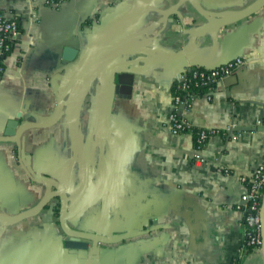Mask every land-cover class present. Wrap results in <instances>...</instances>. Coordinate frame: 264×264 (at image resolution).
<instances>
[{"label":"crops","instance_id":"0c3cea01","mask_svg":"<svg viewBox=\"0 0 264 264\" xmlns=\"http://www.w3.org/2000/svg\"><path fill=\"white\" fill-rule=\"evenodd\" d=\"M178 1L62 0L51 8L0 0L5 17L19 21L0 74V136L9 121L19 128L52 114L69 74L65 49L83 53L106 27L107 35L119 31L114 47L122 50L77 106L71 91L55 125L29 130L20 150L0 142V216L30 209L45 193L25 165L68 191L67 225L99 239L96 250L80 240L87 249L71 252L58 217L44 211L0 222V264H264L260 251L244 254L236 209L239 179L264 165V7L203 31L206 20L188 2L165 20ZM198 1L222 12L255 0ZM235 58L245 65L175 108L173 88L189 69ZM171 113L230 134L209 139L196 162L192 136L163 126Z\"/></svg>","mask_w":264,"mask_h":264},{"label":"water","instance_id":"95a60500","mask_svg":"<svg viewBox=\"0 0 264 264\" xmlns=\"http://www.w3.org/2000/svg\"><path fill=\"white\" fill-rule=\"evenodd\" d=\"M186 2L190 3L196 13L206 20L207 23L202 27L203 31L219 29L227 25L235 24L256 14L264 7V0H255L253 3L239 11L213 12L205 10L198 0H179L174 6V9L165 15V20L171 16H179L180 12L178 9ZM118 32L119 31L115 30L113 35H107V28H101L99 30L98 37L96 39L94 38L88 45L85 46L83 53H79L75 49H65L61 63L63 65L69 64V74L67 75L64 84L55 94V106L52 114L42 122L24 124L19 128H17V123L15 121H9L2 131L0 142L14 144L20 150L24 135L29 130L48 128L55 125L59 121L64 107L68 103L71 91L73 90H77L79 93L75 100V106H77L81 93L86 91L87 87L91 83V80L96 76L98 71L109 64H113V59L116 54H119L122 51L120 48L114 47V39ZM112 43L113 45H111ZM108 44L109 46H107ZM117 78L118 77L116 76V82L119 83ZM24 168L28 177L32 181L44 186L45 193L35 206L16 215H1L0 222L14 224L34 218L44 211L49 213L51 218H53L55 209L57 208L54 200L58 199L59 209L57 222L64 234L65 246L74 253L75 251H85L87 249V245L80 240H91L93 242L92 249L95 251L97 244L100 242L99 239L96 237H90L89 235H83V233L70 229L67 225V208L69 200L68 191L57 185L55 187L54 184L46 177H43V179H36L37 176L27 171V167L25 165ZM260 226V252L264 261V196L260 207Z\"/></svg>","mask_w":264,"mask_h":264},{"label":"built area","instance_id":"2783aa9c","mask_svg":"<svg viewBox=\"0 0 264 264\" xmlns=\"http://www.w3.org/2000/svg\"><path fill=\"white\" fill-rule=\"evenodd\" d=\"M48 7H57L60 1L40 0ZM18 35V25L16 19L6 18L0 10V74L3 71V61L5 53L9 51V42H13ZM246 60L244 58H235L224 65H220L214 69L192 68L189 69L177 82L172 94V102L175 108L179 105L188 104L195 96L191 95L193 89L205 88V95L211 93L216 84L223 78L232 75L235 71L244 66ZM210 97H208L209 99ZM164 127L171 130L175 135H193L196 131L194 145V160L203 162L201 151L207 141L218 135L230 134V131L214 128H195L191 123L171 113L165 120ZM264 127V123H261ZM221 173L228 171L219 169ZM243 193L239 197L236 209L241 212L242 218L240 226L244 236L243 249L245 246H252L253 251L261 249L260 235V207L264 196V165H260L255 169L252 175L243 176L239 179Z\"/></svg>","mask_w":264,"mask_h":264},{"label":"trees","instance_id":"16d2710c","mask_svg":"<svg viewBox=\"0 0 264 264\" xmlns=\"http://www.w3.org/2000/svg\"><path fill=\"white\" fill-rule=\"evenodd\" d=\"M55 1H60V0H55ZM62 1V0H61ZM17 25H18V30H19V21L17 20ZM12 44L13 42H9V51L5 53V57L8 55V53L11 51V48H12ZM4 57V59H5ZM207 91L205 90V88H199V89H193L191 91V95L193 96H202L206 93ZM174 93V88H173V91H172V94ZM192 138H193V144L195 145V138H196V131H193V135H192ZM54 217H58V209L56 208L55 209V212H54ZM244 254H250L253 252V247L252 246H245L244 249Z\"/></svg>","mask_w":264,"mask_h":264},{"label":"flooded vegetation","instance_id":"af4514ba","mask_svg":"<svg viewBox=\"0 0 264 264\" xmlns=\"http://www.w3.org/2000/svg\"><path fill=\"white\" fill-rule=\"evenodd\" d=\"M57 209H59V208H57Z\"/></svg>","mask_w":264,"mask_h":264}]
</instances>
